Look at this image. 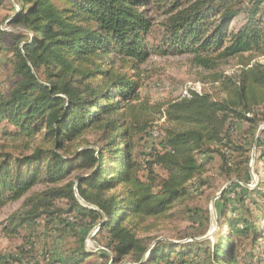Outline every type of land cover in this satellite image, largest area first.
I'll use <instances>...</instances> for the list:
<instances>
[{"label": "trees", "instance_id": "trees-1", "mask_svg": "<svg viewBox=\"0 0 264 264\" xmlns=\"http://www.w3.org/2000/svg\"><path fill=\"white\" fill-rule=\"evenodd\" d=\"M8 1V24L22 30L0 29V53L12 65L8 87L0 86V127L7 123L13 130L3 126L6 136L32 146L0 160V207L24 199L7 229H29L38 240L43 225L42 237L54 240L44 250L46 264H264V129L257 135L264 122V0ZM154 54L192 55L208 70L230 58L242 66L235 75L213 70L222 98L191 90L163 110L140 94L141 66ZM160 112L167 126L159 146L138 151ZM248 143L258 151L253 189L245 185L252 178ZM214 155L221 172L238 181L220 197L225 230L213 251L197 241L157 240L153 233L205 183L197 182ZM75 169L83 174L70 180ZM41 183L55 187L35 191ZM60 199L68 208L55 206ZM234 202L237 215L228 217ZM72 214L84 227L99 226L103 249H58L64 235L78 231Z\"/></svg>", "mask_w": 264, "mask_h": 264}, {"label": "rangeland", "instance_id": "rangeland-1", "mask_svg": "<svg viewBox=\"0 0 264 264\" xmlns=\"http://www.w3.org/2000/svg\"><path fill=\"white\" fill-rule=\"evenodd\" d=\"M250 0H246L249 2ZM8 0L0 5V29L7 30V32L21 31L19 27H14L8 24V16L12 14V4ZM154 18L153 22H158L160 15L157 12H152ZM244 15L242 14L234 23L243 22ZM156 24V23H155ZM156 31H157V27ZM159 32V31H157ZM156 32V33H157ZM154 33V34H156ZM159 36V34H157ZM8 53H0V86L4 87L10 82L12 75V65L8 60ZM192 55H175V56H160L151 55L150 59L141 66L143 72L141 74L142 87L140 94L143 100H146L152 105H163V110L166 104L172 100L179 99L185 95H189L191 90L198 92H208L213 98L219 99L224 96L220 89V83L213 81L211 74L213 70L216 72H223L226 75H235L241 69L239 58H230L223 61L216 69L208 70L196 66L192 62ZM264 61V58L260 59ZM153 128L149 135L140 136L138 140V151L148 152L152 147L159 146L162 139L164 128L166 125V116L164 113H156ZM5 129L13 130V127L7 123H3ZM3 126L0 127V160L9 156L10 158L21 157L31 152L32 144L26 138H12L3 133ZM240 128H246L247 124L242 123ZM264 129V122L261 123L257 135H260L261 130ZM242 129H237L234 134L236 142H241L244 139ZM90 141H96V136L88 135ZM251 149L250 172L252 175L250 183L245 184L250 189L256 188L260 177L256 173V152L255 147ZM203 156H201L202 158ZM261 166V165H260ZM208 171L205 172L197 183L205 181L203 185L200 184L198 191L192 187V198L187 200L184 205H180L171 212V216L162 226L153 233L159 239H167L172 242H188L197 241L198 246L207 248L209 252L213 251L216 244L218 233L224 229L223 223L225 219H219L218 213L222 206L221 195L223 191L237 182V177H228L221 172L220 160L214 155L213 159L207 165ZM160 175L166 176V172L161 168H157ZM83 174L80 170H73L70 174V180H74L76 176ZM241 183V182H240ZM55 187L54 184H38L34 190L42 191L48 188ZM237 186H234V188ZM78 196V194H77ZM234 197V193H230ZM82 200L81 197H79ZM24 199L12 201L0 207V264H46L48 259H45L44 250L51 249L53 245L52 239L42 237L44 226H39L35 231L40 239L29 238L32 232L29 229L21 227L20 231H11L7 229L8 217L15 211L23 207ZM57 208H68L69 203L67 199H60L55 201ZM230 211L228 217H235L236 212L232 211L235 207V202L230 203ZM198 210L199 214L195 215L193 210ZM68 215V214H67ZM69 221L78 224L77 232L64 235L62 242L59 245V250L64 251L70 247L83 245L89 252H97L103 249L99 243L97 231L99 226L84 227L81 221L72 214L69 216ZM80 223V224H79ZM80 232V234H79ZM35 242V246L30 244ZM36 240V241H35ZM156 242V240H155ZM153 242V244L155 243ZM21 247L25 248L22 253ZM32 247L34 250H32ZM21 258L20 260H17ZM95 260V259H93ZM59 264V263H58Z\"/></svg>", "mask_w": 264, "mask_h": 264}]
</instances>
